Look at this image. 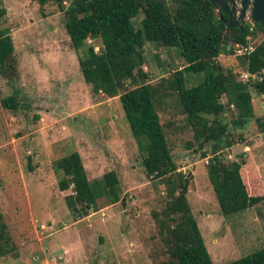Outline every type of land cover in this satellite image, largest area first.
Here are the masks:
<instances>
[{"label": "rangeland", "instance_id": "rangeland-1", "mask_svg": "<svg viewBox=\"0 0 264 264\" xmlns=\"http://www.w3.org/2000/svg\"><path fill=\"white\" fill-rule=\"evenodd\" d=\"M0 30L12 43L14 75L0 77V98L14 94L20 105L0 108V213L16 256L0 257V264H158L162 246L155 218L166 200L164 182L146 177L138 151L117 96L93 93L78 67V56L87 45L94 50L98 39H87L74 49L65 31V16L52 3L40 9L36 0H0ZM142 13L132 18L135 28ZM262 39L259 34L257 42ZM142 68L151 83L183 65L176 47L143 45ZM225 68L243 70L230 52L217 58ZM264 72V69L262 70ZM186 85L203 77L185 72ZM253 117L233 130L234 142L218 141V152L230 161L242 153L255 168L248 182L264 194V104L252 87ZM264 98V97H263ZM155 102L169 151L177 170L188 178L186 200L214 264H224L262 246L264 197L242 212L223 216L204 166L210 145L200 151L192 131L178 113L174 95ZM221 101H225L224 97ZM232 107L225 109L228 120ZM260 122V124H259ZM189 143V145H188ZM76 150L89 183L94 181L95 209L72 220L57 189L51 162ZM114 170L120 196L111 203L103 173ZM123 202V205H122Z\"/></svg>", "mask_w": 264, "mask_h": 264}, {"label": "trees", "instance_id": "trees-1", "mask_svg": "<svg viewBox=\"0 0 264 264\" xmlns=\"http://www.w3.org/2000/svg\"><path fill=\"white\" fill-rule=\"evenodd\" d=\"M40 9L52 3L65 16V31L72 47L81 48L87 39L99 40L97 50L87 45L78 56V67L93 93L117 96L129 132L142 154L141 165L150 179L164 182L166 200L155 218L162 246L158 264H214L203 241L197 222L186 200L188 178L177 170L169 151L165 130L155 102L163 95H174L178 113L192 131V139L207 156L204 166L216 202L223 216L242 212L262 200L261 190H251L248 181L256 172L242 153L226 161L218 152V141L226 147L234 142L233 130H241L253 117L252 87L255 94L264 92V33L252 21L243 19L236 27H225L208 0H36ZM0 10V15L2 14ZM142 13L138 28L132 23ZM224 17V16H222ZM249 27L252 31H249ZM262 36L252 51L236 56L243 71L259 78L239 80L240 71L225 68L217 58L246 44V37ZM151 42L176 47L183 62L167 76L151 83L143 70V45ZM12 43L8 31L0 30V77L9 80L15 72ZM201 72L198 83L187 86L185 72ZM224 97L225 101H221ZM20 103L14 94L0 98V108L14 110ZM232 107L230 119H223ZM260 124V122H259ZM189 145V143H188ZM51 168L57 175V189L70 193L63 199L72 220L95 209V193L76 150L55 159ZM110 202L119 200L117 174L109 170L100 182ZM16 256L7 226L0 213V257ZM224 264H264V240L261 247Z\"/></svg>", "mask_w": 264, "mask_h": 264}, {"label": "water", "instance_id": "water-1", "mask_svg": "<svg viewBox=\"0 0 264 264\" xmlns=\"http://www.w3.org/2000/svg\"><path fill=\"white\" fill-rule=\"evenodd\" d=\"M196 2L197 0H187ZM221 23L227 28H234L239 21L248 19L257 24L264 33V0H208ZM224 16V17H222ZM123 205V202H122Z\"/></svg>", "mask_w": 264, "mask_h": 264}, {"label": "built area", "instance_id": "built-area-1", "mask_svg": "<svg viewBox=\"0 0 264 264\" xmlns=\"http://www.w3.org/2000/svg\"><path fill=\"white\" fill-rule=\"evenodd\" d=\"M249 31H252V28L249 27ZM246 44L245 45H239L237 47H235L233 49V54L236 55V56H240V55H243V54H247L248 52L252 51L253 48H254V44L256 43L257 41V37L255 38H251L250 35H248L246 37ZM95 48V47H94ZM241 76L244 78V80H247L248 78H251V79H257L259 78L256 74H250L246 71H243ZM262 96V99H261V103L264 104V92L260 94Z\"/></svg>", "mask_w": 264, "mask_h": 264}]
</instances>
